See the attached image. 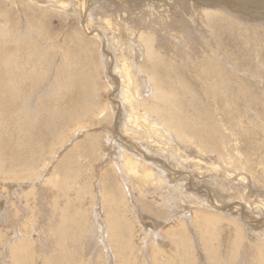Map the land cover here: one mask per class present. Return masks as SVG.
<instances>
[{"label":"bare ground","instance_id":"bare-ground-1","mask_svg":"<svg viewBox=\"0 0 264 264\" xmlns=\"http://www.w3.org/2000/svg\"><path fill=\"white\" fill-rule=\"evenodd\" d=\"M197 1H198L197 4L203 5V6L204 5L207 6V5H210L212 3H216V5H218V6L225 4L226 8L229 9L231 15L233 14L235 17H238V16L241 17L242 16L244 18L250 17L252 15L251 10H250L251 5H258V2L255 0H254V2L251 1V2H247V3L244 2L246 0H239V1L236 0L234 2L233 1L230 2V1H226V0H209V1L208 0H197ZM42 3H48L50 6H52V8L55 9L54 11L57 10L56 13H53V14H54V16H56L59 19H62L64 16L67 19V17H69L68 16L69 14H74L75 16H77L78 18H80L82 20V22L84 24L85 31L89 32V33L92 32V25H94L93 22L95 20H98L99 21L98 23L100 25V29L102 32L96 31V33H98L97 35H103V37L101 36L100 39H98V41L102 44L103 47L105 46V44L106 45L112 44L114 47H117V49H116L117 55H115V60L117 63H115V64L116 65L118 64V66L116 67L117 73L116 72L115 73L120 76V80H119L120 82L116 86L117 91H116L115 98H117L116 103L118 100L119 104L117 105V107H118V109H116L117 111L115 109H112L111 111L113 113L117 112L119 114L117 117V121H116L117 125L119 126L117 130H119V128H120L121 134H122V136H125V138L126 137H127V139H128V137L130 139L132 138V142H133L132 147H134L136 149V153L128 150L127 147L122 146L123 144H119L118 140L113 138V136L115 135V133L117 131L115 129H111L110 127L103 128V132L106 134L98 135L96 138L91 137L94 135H92L89 132L91 134V136H90L91 138L88 139V141H86L84 143L85 146L83 145V148L84 147L86 148V151L84 150V152H86V154L87 153L92 154V157H93V154L95 153V149H97L96 146L98 147V149L96 151L100 155L106 154L107 160H110L112 165L116 166V168L118 169V173H119V176L121 177V179L123 181V187H124V191H125L124 196L121 197V202L116 199L117 197L114 198L113 191H108L106 193L104 191H102L101 192L102 198L106 202L105 211H104L105 215L100 216V215H98L99 213L98 214L96 213L98 211L95 212V210L93 209V218L95 219L96 225L99 226L98 233L100 235L98 237L100 240V256L98 254L99 257H98L96 263L97 264H100V263L101 264H138L139 263L138 261L141 258L139 257V255H138L139 251L137 250L135 243L133 242V237H134L136 229L137 230L140 229V228L136 227V225H135V223H136V224H139L140 227H142L144 229V232L142 233V235L144 234L143 238L146 241L145 242L143 241V242H144V244L145 243L148 244L149 252L153 254L152 255V257H153L152 258L153 259L152 264H160V263L177 264V262H179L180 264H197V260H196L197 259L196 258L197 253L194 254V250H193L196 247L197 243H198L201 251L204 253L203 255H204L206 264L207 263L208 264H264V231L260 230V227L262 225L257 223V221L249 220V217L247 219L246 218L247 216L244 217V216L239 215V214L237 216L235 215V218H228V217H226L227 212L226 213L223 212L225 210H222L221 207L218 206V203H215V202L210 203V204L206 203L205 198L202 195H195V194L191 193V196H190L188 193V195L194 201V202L192 201L193 203H191V202H189V203H191L190 205H192L193 207L196 208V210H197L196 212L192 213L191 211H186L188 209L187 207L189 206V204L187 207L178 206L177 209L173 210V212L170 213V216H171L170 219L171 220L167 219L164 222L156 221L152 218L150 219L146 216H143L139 211H137L135 209V207H133V206L129 207V202L130 203L132 202L131 201L132 196L129 193V183L130 182H132L135 185L139 195L145 194L144 192H146V191L142 192V188H143L144 183L145 184H148V183L152 184L153 183L155 186V190H157L159 192L158 194H155L153 196L155 203L160 205L159 207L157 205L156 209H158L162 206V207H166V210L168 208L167 211H169V208H171V206H172L169 204V200H168V199H170V200L172 199V197L170 196V193L176 192L177 194H180V195L186 194L187 193V191H186L187 182L192 183L193 181H196L200 185L201 184H204V185L208 184L209 185L211 182L218 183V182H222L224 180L225 181L235 180L234 182H236V185H237L236 187L241 188L242 191L245 192V194L242 192V194L240 195V191H239V194L236 196V199L240 203H245L246 206H248L247 208H249L250 211H254V213L255 212H257V213L258 212L259 213L264 212V191L263 190L260 189V191H258L263 197L259 200V202H253L252 203L254 206L253 208L251 207L252 204L248 203V201L250 199L247 201V196L249 194H252V192L256 190V189H254L255 187H253L251 184V183H253L252 180L257 179V176H262L264 179V102H263V99L261 97L262 91H258L257 89H255V87H252L254 85H252V86L244 85L243 86V84H242V86H240L241 88L239 87L238 90H236L234 84H235V80H236L235 78L237 77V75L235 78L228 79L227 76L230 74H225L224 71H222V67L220 66L221 64L219 62V57H220L219 54H221V52L218 53L213 48H209L207 50H203V48H201V49H199V54L196 55L195 57L191 58L190 57V52H191L190 48L186 45V47L184 46L185 47L184 48V56L190 57L191 60H189L188 62L185 63L184 62L185 57L184 58L181 57V59H180L181 63L177 66H179L182 70H184L185 73L187 72L189 74V76L193 78V80L198 81V84L197 85H190L187 88L188 98H186L185 102H180V99H182L183 96H180L177 93H172L173 90L170 92L169 91L166 92L164 89L165 86L163 88H161L160 84L159 83L157 84V81H159L158 79H160V78H157V76L155 77V74L153 75L152 72H148L147 70L143 69V66L141 63H140L141 65H137V62L139 59L137 57V55L142 56V54H143V57L146 58L147 65H151L152 69H153V67L155 68L156 65L158 66L159 62L161 61L160 60L161 55L159 53L160 50L158 52L157 49H155V46H156V45H154V39L155 38L152 39V37L150 36V38L152 39V40H150L147 34L146 35L141 34V32L139 31L140 35H138V36L135 35L136 41H132L131 39H128V40L126 39L129 44H124L125 39L123 38V35L118 34L122 30V28H123L122 26L125 25V23L133 21L132 20L133 19L132 18L133 13L129 12V11L131 8L138 6L139 5L138 2H136L137 4H135L132 7V6L128 5V3H129L128 0H0V29L5 27L7 24H9V27L6 28V30H4L3 33L1 32L3 35H0V129L2 130V128H4V127H2V125L7 126V124H5V122L8 121L9 128L11 126V129H12V127L18 129V131L25 133V137H27V140L30 139L31 147H29L28 149L32 148V150L34 151V149L37 148L35 151L40 153L42 151V149L46 148L45 143L48 141L50 134L54 133L56 136V134L59 132L60 126H61V124L59 122L60 117L69 116L71 114L74 115L77 112L78 113L81 112V109H82L81 107L83 106L82 101L80 102L78 100V97H73V96L70 97V99L67 102L66 107H64L63 109L60 108V105L58 106L57 104H51V103L46 104L43 101L40 102V104L38 105L37 108H32V106L30 107L29 104L32 105L33 103L32 104L29 103L27 105L26 104H20V103L17 104L14 102L12 103L10 101H7V99L4 97V93L7 92V90L5 91L6 88L9 91H13V87H14L13 85L14 84L17 85V87L18 86L22 87L23 84H25V81L29 77H31L32 79L37 77V80H43V78L41 77V76H43L42 71L45 69V66L43 65V60H46L45 51L49 48L47 46L46 42L51 43L50 47H51L52 52H53V55H52L53 61L57 56H59V49L60 48L55 46L56 45L55 41L52 42V40H54V39H51L47 36L45 37L43 35H39V33H38L40 31H42V29H44V27L46 26L44 24L45 22H43V21H45V17H48L47 18L48 20H52V19H49V17L50 18L54 17L53 15L45 16L46 12H44V10H43V9H45V7L42 5ZM13 5L15 7H17V9L21 8L22 11H23V8H25V7H27L29 11L32 10L34 7H39L38 9H39L40 16H41L40 18L39 17L37 18L35 15H31L30 18L26 17L27 19L24 18V19H26V22L28 21L30 23V25L28 24V26L30 27V29L27 30L28 35L27 34L26 35H16L15 34V33L22 34L23 32L25 33L26 30H25V28L23 29V26H21L23 24L21 21L22 18H19L20 22L22 24H20V22H14V21H12L13 19L10 18L11 19L10 20L8 18L9 17L8 12ZM145 6H146L145 15L144 14L143 15L146 18V16L149 17L154 12L155 1L148 0V4H146ZM230 6L235 7V13H234V10L230 9ZM241 7H245V8L248 7V8H246V9L244 8V9H242V11H240ZM34 9H36V8H34ZM24 10H26V9H24ZM58 11L62 12L63 15L57 14ZM252 11H255V10H252ZM218 12L212 11L211 9L209 10L208 8H201L197 13L201 17V19L204 21L206 19L211 20V21L215 20L218 22L220 20L226 21L225 18L223 19L224 16L222 18L220 16H217V15H220V14H218ZM197 13L195 14L196 16H197ZM19 14H21V13L19 12ZM253 14H255V13H253ZM229 20H230V18H229ZM78 21H80V20H78ZM207 23H208V21L205 24H207ZM33 24L34 25H40V31H38L39 27H36ZM219 24H220V22H219ZM19 27H21V28L19 29ZM137 28H138V26H137ZM211 28H212V26H211ZM26 29H27V27H26ZM208 30H210V29H208ZM123 31L125 32V28L123 29ZM146 32H149V31H146ZM108 33L110 35H108ZM210 34H211V32H210ZM257 34H259V33H257ZM261 35H263V34H261ZM261 35H252V38H247L244 40L243 45L246 46L247 44H250L252 46L251 50L255 53V51H256V50H254L255 48L264 47V36L260 37ZM81 36L83 37V35H81ZM174 36L175 35H173V37ZM209 36H211V35H209ZM173 37H171V38H173ZM77 39H79V38H77ZM176 39H178V38H176ZM70 41H72V40H70ZM159 41H161V40L158 39V42ZM210 41H211V39H210ZM75 42H78V41H75ZM214 42H218V41H214ZM140 43L144 47L142 49L143 53H141V50L139 49ZM202 44L200 46H202ZM165 45H167V43ZM108 48H109V46H108ZM165 48H168V46ZM81 50H83V52L85 53V55L87 57L89 56L88 48L85 49V47H84V49L82 48ZM90 50H93V49H90ZM103 50H105V49L103 48ZM253 52H251V54ZM163 53H164V51H163ZM224 58H226V57H224ZM237 58H238V56H237ZM220 59H222V58H220ZM228 60L231 62H234L235 61V54L230 53ZM260 60H262V59H260ZM178 62L179 61H177L176 64H178ZM223 62H226V61L224 60ZM231 62H229V64H231ZM92 63H93V60H92ZM99 63H98V65H99ZM225 65H227V63ZM34 68H36V70H33ZM161 68H163V65L161 66ZM234 68H235V66H234ZM65 69H67V68H65ZM98 69H99V67H98ZM155 69H157V68H155ZM164 69L165 68H163V70ZM69 70H71V69L69 68ZM227 70H228V68H227ZM97 71H99V70H97ZM142 71L147 72L145 77L142 75V73H141ZM158 71H159V68H158ZM33 72H34V74H33ZM176 72H177V70H176ZM177 74H175V75H177ZM46 76H47V72H46ZM169 76H171V75H169ZM168 78H170V77H167V79ZM178 78H179V76H178ZM55 79H54L55 80L54 85L57 87L58 90H60L58 86L60 85L62 79L59 77H56ZM173 80H174V78H173ZM225 80H227V82H224ZM32 82H33V80H32ZM44 82L43 81L39 82V85H40V83L42 84ZM174 83H176V82L174 81ZM174 83H172V84L174 85ZM191 84H192V82H191ZM194 84H195V82H194ZM68 85H70V84H68ZM73 85H74V83H73ZM25 86H27V88H28V89H26L27 91L28 90H30V92L32 91L31 85L27 84ZM93 86H94V84H93ZM77 87H79V86L77 85ZM80 87H82V86L80 85ZM113 87L115 88V85H113ZM40 89H41V87H40ZM49 89L52 91L51 93H54L53 92V89H54L53 86H50ZM14 90H16V88ZM22 92H20V93H22ZM239 92H240V94H239ZM256 92H258V93L260 92V93L257 94ZM14 93L15 92H13V94ZM25 93L23 92V94H25ZM31 93L28 95L29 98L31 97ZM113 93H114V91H113ZM54 94H53V96H54ZM82 95H84V94H82ZM96 95H97V93H96ZM36 96H38V95H36ZM53 96H51V97H53ZM176 96H178V97L176 98ZM202 96H203V98H202ZM262 96H264V94ZM19 97H21V96H19ZM98 97H100V96L98 95ZM191 98H197L198 102L199 103L201 102L204 105L203 106L201 104V106L203 108L201 106L197 107V105H199V103L197 101L195 102L194 99H191ZM51 101L52 100H50V102ZM63 101H64V99H63ZM163 104H166L165 106L167 107L166 110L168 112H164V110L162 112H160L161 110L157 109V108H159L158 105L162 106ZM113 106H114V104H113ZM33 107H34V105H33ZM93 108H94V106H93ZM164 109H165V107H164ZM24 110H27L28 117L31 119L34 118L35 115H39L40 112L44 113L45 116H41L39 118V120H37L34 123H27V124L17 123V121L15 120V117L18 116V114L20 112H22V111L24 112ZM250 111L254 112L253 113V115L255 114L253 116L254 118L252 117V115L251 116L249 115ZM95 113H96V111H95ZM117 113H116V115H117ZM172 113H173V115H172ZM188 113H190L191 116L187 115ZM181 114H184L183 116H185V117H182ZM75 116H76V114H75ZM110 117H111V115H110ZM19 118L21 119V117H19ZM89 118H90V116H89ZM62 120L64 121V118ZM80 122H81V119H80ZM82 124H83V122H82ZM111 124H112V122H111ZM62 128H63V126H62ZM6 130H8V128ZM6 130H5V134H6ZM9 131H11V130H8V132ZM120 131H119V133H120ZM67 132H65V133H67ZM65 133H64V135H65ZM132 133H133V135H132ZM13 134H14V131H13L12 135ZM69 134H72V133H69ZM86 134L81 135V136H85L84 138H82V140L86 138ZM6 136H4V138ZM15 136H16V134H15ZM116 136H118V135H116ZM69 137L70 136L68 135V138ZM14 140H15V138H14ZM148 140H150V141H148ZM4 141L6 142V140H4ZM5 142L2 141V143L0 145V151L5 149L4 148L5 147L4 145L6 144ZM9 142L10 141H7V143H9ZM54 142H56V141H54ZM128 142H129V140H128ZM59 143H60V141H59ZM10 144H12V143L10 142ZM61 144L63 145L64 143L62 142ZM76 145H77V143H76ZM7 146H9V145H7ZM146 146H148L149 148L155 149L158 152V154L164 153V154H167L171 158L168 170L167 169L165 170L163 168H161V169L158 168L156 162H154L153 159L151 160V158H149L147 156V154H148L147 152L149 149H147ZM190 147H192L193 150H196V154H197L196 157L191 156L190 153L193 151L190 149ZM14 148H16V147H14ZM74 148L76 149L77 147L75 146ZM55 149H57V147H55ZM58 149H60V148L58 147ZM68 150H69V148L66 150L67 153H69ZM16 151L14 152V150H10L7 153V158H5V161L7 163L11 162L14 164V162H18L20 157H19L18 153H16ZM33 151L31 152L32 155H33ZM48 151H49V149H48ZM73 152L76 153L77 151L76 152L73 151ZM74 153H73V156H74V159H76L75 158L76 156L74 155ZM98 153H96L95 155H98ZM82 154H84V153H82ZM64 156H67V155L64 154ZM0 158H1V156H0ZM100 158H102V156H100ZM70 160H72V159H70ZM97 160H98V158H97ZM76 161L78 162L79 160H76ZM1 163H3V162H1ZM42 163L43 164H41V166H38L36 168H29L28 167L29 169L24 170L25 174L27 176H29L31 179L32 178L37 179L39 177H46V174L44 176V173L47 170V166L49 165V158L45 157L42 160ZM64 164H67V163L65 162ZM85 164H86V162H85ZM105 164H107V163H105ZM56 165H57V163H56ZM82 165H81V167H82ZM92 165H91V167H92ZM164 165H163V167H164ZM10 166H12V165H10ZM10 166H8V167H10ZM104 166H106V165H104ZM102 168H104V167H102ZM108 168H106V169H108ZM56 169H53V170H56ZM100 170H101V168H100ZM15 172L17 173L16 170H15ZM54 172H56V171H54ZM99 172H101V171H99ZM4 174H6V173H4ZM25 174L23 176L20 175V177L22 176L21 178L18 176V178L19 179H22V178L26 179V177H24V176H26ZM4 176H6V175H4ZM115 176L113 175V177H115ZM94 177H96V176L94 175ZM100 177H102L101 174H100ZM62 178H63V176H62ZM102 178H104V177H102ZM12 180H13V178H12ZM257 180H259V179H257ZM21 181H23V179ZM42 181H43L45 188H47L51 194L50 195L51 207H54V209H58L61 206H63V208H65V209L67 207H69V204L72 203V200H74V198H70V196H68V198H67V194H66L67 193L66 189L68 188L67 187L68 184L66 182L67 180H63L62 184H61V182L59 180V176L57 175V173H53L48 178H46V179L44 178ZM84 181H85V179H84ZM100 181H103V180L101 179ZM90 182L91 181H89V183ZM17 183H20V182H17ZM85 183H87V182H85ZM1 184H3V182ZM13 184L15 185L14 182H13ZM259 184H260V187L263 186V188H264V180H263V182H260ZM8 185H10V184H8ZM87 185H88V183H87ZM87 185L85 184V186H87ZM79 186L81 187L82 185H79ZM218 186H220V185H218ZM257 186H259V185H257ZM38 187H39V185H38ZM101 187H102V183H101ZM215 187H216V185H215ZM28 188H30V187H28ZM34 188L35 187H33V189ZM84 188L86 189V187H84ZM113 188H115V186H113ZM116 188H117V185H116ZM131 188L132 187H130V189ZM9 189H11V188H9ZM88 189H90V188H88ZM133 189L134 188H132V191L134 192ZM204 189H206V188H204ZM206 190H207L206 192L208 193L209 190L208 189H206ZM36 191H38V190H36ZM199 191H201V190H199ZM215 191L217 193V190H215ZM230 192H231V190H230ZM115 193H116L115 196H117L118 191H116ZM220 193L221 192H219V195H220ZM47 194H45V195H47ZM89 194H91V193H89ZM126 194H129L128 198H126ZM151 194H153V193H151ZM151 194H149V195H151ZM42 195H41V197H42ZM98 195L100 196V192H98ZM120 195L122 196V194H120ZM139 195L137 196V198L139 197ZM79 196H81V194ZM146 196H148V194ZM146 196H144V197H146ZM216 196H218V195H216ZM60 197H63L65 202L61 203ZM186 198H187V196H186ZM78 199H81V197ZM134 199H136V197ZM18 200H20V199H18ZM64 200H62V201H64ZM224 200H225V198H224ZM141 201H142V199H141ZM146 202L148 204L147 200H146ZM142 205H143V203H142ZM118 206L122 210L121 212H119V214L115 213V210ZM242 206L243 205L239 204V208H242ZM172 207H175V206H172ZM26 208H24V209L26 210ZM34 209H36V208H34ZM10 210H14V209H10ZM33 210L30 209V213H29L28 217L23 218V221H21L19 219V216H18V220H16L17 222H19L17 224H20V226H21V227L19 226L21 228V233H19V236L18 235H16L17 237L15 236L16 237L15 239L19 240V241H16L14 238L11 241V235L10 234L5 235V238L1 236L2 238L0 239V264L2 262H5L4 264H34L36 262V259H39L42 264H88L91 261L90 257H89V259H86L85 257L79 258V259L76 258V256H79V255H80L79 257H82V254H81L82 251L79 249L80 246L78 244L79 243L78 239L73 236L74 235L73 230H70V232H69L68 229H66V228L63 229V231H62V229L58 230L56 227H54V229L51 228L52 226H55V224H53L51 221L52 214L50 215V217L48 219L49 220V223L47 224L48 228H46L42 231H44L45 235L49 238L51 244L52 243L54 244L52 249H54L53 251H57L58 254L57 255L55 254L56 256H53L51 258L46 259L45 258L46 257L45 256L46 255V252H45L46 249L44 247H41V249H39L37 251V247L32 242L33 237H31V233H33V231H31V230H33L32 223H33V220L35 219V218H33V217H35L34 216L35 213ZM153 210L155 213V209H153ZM158 210L160 211V209H158ZM159 211H158V215H160L159 213L161 212V211L160 212ZM18 212L19 211L16 210L13 213L15 215V213H18ZM51 212L53 213V215L55 214L53 209ZM129 213H131L132 215L130 216ZM259 213H258V216L260 215ZM256 214H254V215L256 216ZM77 215H79L78 212H77ZM231 215H234V214H231ZM163 216H162V218H164ZM160 217H161V215H160ZM53 218L56 219L55 217H53ZM158 219H160V218H158ZM73 220H74V218H73ZM189 221L192 222L194 230L192 229L193 227H191V225L189 224ZM62 222L63 223L67 222V219L65 218V216H64V220L62 219ZM81 222H79V223H81ZM57 223H59V221ZM39 224H40V221H39ZM41 224H44V223H41ZM61 225L63 226V224H61ZM19 227H17V228H19ZM38 228H39V226H38ZM3 229H5V228H3ZM36 229H37V227H36ZM13 230H15V229H13ZM123 230H127V232L125 233V234H127V236H125ZM223 233L226 234L225 241H223L221 239ZM12 235H13V233H12ZM44 237L41 236L38 240L43 241ZM42 238H43V240H42ZM8 240H9V244H8L9 247L5 244ZM38 240H36V241H38ZM34 243H36V242H34ZM145 246L146 245H144V247ZM3 247L4 248L8 247V249L5 250V249H3ZM2 250H4V253H7V254H4L3 257L1 255ZM69 257L74 258V260H68ZM144 257H143V259H144ZM6 258H8L9 262L6 261ZM101 258H103V259H101Z\"/></svg>","mask_w":264,"mask_h":264},{"label":"rangeland","instance_id":"rangeland-1","mask_svg":"<svg viewBox=\"0 0 264 264\" xmlns=\"http://www.w3.org/2000/svg\"><path fill=\"white\" fill-rule=\"evenodd\" d=\"M153 1H155V10L153 12L154 14L152 13V15L149 16L150 18L148 16H146V18H145V16H144L145 15V10H146L145 9L146 8L145 5L148 4V0H128V2H129L128 5L129 6L133 7L135 4H137L136 2H138L139 5L130 9L129 12L133 13L132 14L133 15L132 16V18H133L132 20L133 21L125 23L126 26L123 25L122 26L123 27L122 30L118 34L119 35H123V38L125 39V43L124 44H129L128 41H127L128 39H131L132 41H136L135 35H137V36L140 35L139 34L140 32H141V34H145V35L147 34L150 40L155 38L154 39V45H156L155 49H157L158 52L160 50L159 53L161 55V57H160L161 61L159 62L158 66L156 65L157 67L155 66V68H157V69H155L154 67L152 69L151 65H147L146 58L143 57V54H142V56L141 55H137V57L139 58L138 62H137V65H141L142 64L143 69L147 70L148 72H152L153 75L155 74V77L157 76V78H160L161 80L158 79L159 81H157V84L159 83L161 88H163L165 86L164 89H165L166 92H168V91L170 92V91L173 90L172 93H177L180 96H183V98L180 99V102H185L186 98H188L187 88L190 85H197L198 81L193 80V78L190 77L187 72L185 73L184 70H182L179 66H177V65H179L181 63V61H180L181 57H183V58L185 57L184 56V48L186 47V45L190 48V51H191L190 52V57L191 58H193L196 55H198L199 54V49H201V48H203V50H207L209 48H213L218 53L221 52V54H219V56H220L219 57V62L221 64L220 66L222 67V71H224L225 74H230V75L227 76V78L228 79L235 78L236 75H237V77L235 78L236 80H235V84H234L235 85V89L238 90V88L240 86H242V84H243V86L244 85H247V86L254 85L252 87H255V89H257L258 91H262L261 92V97H262L263 102H264V96H262L264 94V92H263L264 91V47L255 48L254 50H256V51L254 53L251 50L252 46L250 44H247L246 46L243 45L244 40L247 39V38H252V35H261V34H263L260 37L264 36V15H263L264 14V0H255V1L258 2V5H251L250 10H251V14H252L251 16L252 17L250 16V17H245V18L242 17V16L241 17L240 16L235 17L233 14L231 15L229 9L226 8L225 4L218 6V5H216V3H212L210 5H207V6L204 5L203 6V5L197 4V2H198L197 0H153ZM226 1H230V2L233 1L234 2L236 0H226ZM237 1H239V0H237ZM251 1L254 2V0H246L244 2L247 3V2H251ZM42 5L45 7V9H43L44 12H46L45 16H47V15H49V16L53 15L54 16L53 13H56L57 10L54 11L55 9L52 8V6H50L48 3H42ZM34 8H36V9H34ZM34 8L29 11L28 8L25 7V8H23V11H22L21 8L17 9V7H15L13 5L11 7V9L9 10V12H8V16L9 17L8 18L9 19L10 18L13 19L12 21H14V22H20L19 18H22L21 21H22L23 24L21 22H20V24H22L21 26H23V29L25 28V30H26L25 33L24 32L22 34L15 33L16 35H26V34L28 35L27 30L30 29V27L28 26V24L30 25V23L28 21H27L28 23L26 22V19H27L26 17L30 18L31 15H35L37 18L41 17L39 9H38L39 7H34ZM201 8H208L209 10L211 9L212 11H216V12L219 11L218 14H220V15H217V16H220L221 18L224 16L223 19L225 18L226 21L220 20L219 21L220 24H219V22L215 21V20L214 21L207 20V19L205 21L202 20L201 17L197 13ZM244 8L245 7H241L240 11H242V9H244ZM246 8H248V7H246ZM24 9H26V10H24ZM230 9L234 10V13H235V7L230 6ZM252 10H255V11H252ZM19 12L22 15L19 14ZM196 13H197V16L195 15ZM253 13H255V14H253ZM57 14L63 15V13L60 12V11H58ZM68 16L69 17H67V19L65 18V16L62 19H59L56 16H54L52 18L49 17V19H52V20H48L47 19L48 17H45V21H43V22H45L44 24L46 26L44 27V29H42V31H40V25H34L33 24L34 26L39 27V29H38V31H40V32H38L39 35H43L45 37L47 36V37H49L51 39H54V40H52V42L55 41L56 42L55 46L60 48L59 49V56H57L54 59V61H53V59H52L53 52H52V49L50 47L51 43L50 42H46L47 46L49 48L45 51L46 60H43V65L45 66V69L42 71L43 72V74H42L43 76H41L43 78V80H37V77H35V76H34L35 78L33 77L34 79L29 77L25 81V84H23L22 87L21 86L17 87V85L14 84L13 85L14 86L13 87V91H9L6 88L5 91L7 90V92L4 91L5 92L4 93V97L7 99V101H10L12 103L14 102V103H17V104L20 103V104H26V105L29 104V103H31V104L33 103L32 105L29 104V106L30 107L32 106V108H37L38 105L40 104V102L43 101L46 104H50L51 103V104H57L58 106L60 105V108L63 109L64 107H66L67 102L70 99V97L73 96V97H78V100L80 102L82 101L83 106L81 107L82 108L81 112L75 113L76 116H75V114L74 115L71 114L69 116L60 117L59 122H60L61 126H60L59 132L56 134V136H55L54 133L50 134V136L48 138V141L45 143V147H46L45 149L47 151L45 149H42V151L40 153L35 151L37 148L34 149V151L32 150V148L28 149L29 147H31V141H30V139L27 140V137H25V133L20 132V131H18V129L13 128V127L11 129V126L9 128L8 121L5 122V124H7L8 127L6 125H2V127H4V128H2V130L0 129V134H1L0 135V145H1L2 141L5 142L4 140H6V142H5L6 144L4 145L5 149L0 151V156H1V158H0V166H1L0 167V199H1L0 200V216H1L0 217V230H1L0 231V239L2 237L5 238V235H7V234L11 235V241H12L13 238L15 239L17 237L16 235L19 236V233H21V228H20L21 226H20V224H17L19 222L16 221V220H18V216H19V219L21 221H23V218L28 217V215L30 213V209L33 210L34 208H36V209L33 210L36 215L34 214L35 217H33L35 219L33 220V223H32L33 230H31V231H33V233H31V237H33L32 238L33 239L32 242L37 247V251L39 249H41V247H44L46 249V251H45L46 252V255H45L46 257L45 258L46 259L47 258H51L53 256H56L58 254L57 251H53L54 249H52L54 244L53 243L51 244L49 238L45 235L44 231H42V230L48 228V225H47L49 223L48 219H49L50 215L52 214L51 221H52L53 224H55V226H52L51 228L54 229V227H56L58 230L62 229V231H63V229L66 228V229H68L69 232H70V230L74 231L73 232V234H74L73 236L78 239V242H79L78 244L80 246L79 249L82 251L81 252L82 257H79L80 256L79 255V256H76V258L79 259V258L85 257L86 259H89V257H90L91 261L88 264H97L96 263L97 259L100 256V240L98 238L100 235L98 233L99 226L96 225L95 219L93 218V209L95 210V212L98 211V212H96L97 214L99 213L98 215H100V216L105 215L104 211H105L106 202L102 198V195H101L102 191H104L105 193L108 192V191H113L114 198L117 197L116 199L118 201H120V202H121V197L124 196V192L125 191H124V187H123V181H122V179H121V177L119 176V173H118V169L116 168V166L112 165L110 160H107L106 154H104L105 156L102 155V154L100 155L96 151L98 149V147L96 146L97 149H95V153L93 154V157H92V154H90V153L86 154V152H84V150L86 151V148L85 147L83 148V145L91 137L96 138L98 135L106 134V133L103 132V128L110 127L111 129H115L118 132L117 133L114 130L116 133L113 136V138L117 139L119 144H123L122 146L127 147L128 150H130L132 152H135V153H136V149L134 147H132L133 146L132 138L131 139L129 137H128V139H127V137L125 138V136H122L120 128H119V130H117L119 126L117 125L116 121H117V117H118L119 114L117 112L113 113L111 111L112 109H115V110L118 109L117 105L119 104L118 100H117V103H116V99L117 98H115L116 91H117L116 86L120 82L119 81L120 80V76L118 74H116L117 73L116 67L118 66V64L117 65L115 64V63H117L116 60H115V55H117V50H116L117 47H114L112 44H108V45L105 44V46L103 47L102 44L98 41V39H100L101 36L103 37V35H97L98 33H96V31H98V32L101 31L100 25L98 23L99 22L98 20H95L93 22L94 25H92V32L89 33V32L85 31L84 24H83V22H82V20L80 18H78L74 14H69ZM227 16L230 18V20H229V18ZM24 18H26V19H24ZM78 20H80V21H78ZM207 21H208V23L205 24ZM6 26L0 29V35H3L2 34L3 31L6 30V28L9 27V24H7ZM137 26H138V28H137ZM211 26H212V28H211ZM26 27H27V29H26ZM20 28L21 27H19V29ZM124 28H125V32L123 31ZM208 29H210V30H208ZM146 31H149L150 33L146 32ZM209 31L211 32V34H210ZM257 33H259V34H257ZM81 35H83V37ZM108 35H110V34L108 33ZM173 35H175V36L173 37ZM209 35H211L212 37L209 36ZM150 36L152 37V39L150 38ZM76 37L79 38L80 40L77 39ZM171 37H173V38H171ZM68 38L70 40H72V41H70ZM176 38H178V39H176ZM158 39L161 40V41L158 42ZM210 39H211V41H210ZM75 41H78V42H75ZM214 41H218V42H214ZM166 43H167V45H165ZM201 44H202L203 47L200 46ZM83 46L85 47V49L88 48V53H89L88 57L85 55L83 50H81L82 48L84 49ZM108 46H109V48H108ZM167 46H168L169 49L165 48ZM103 48L105 50H103ZM143 48L144 47L140 43L139 49L141 50V53H143V51H142ZM90 49H93V50H90ZM163 51H164V53H163ZM250 51L253 52V53L251 54ZM230 53H234L235 54V61L234 62H231V61L228 60ZM222 55L224 57H226V58H224ZM237 56H238V58H237ZM190 57H188V56L185 57L184 62L186 63L189 60H191ZM220 58H222V59H220ZM260 59H262V60H260ZM92 60H93V63H92ZM224 60L226 62H223ZM177 61H179L178 64H176ZM229 62H231V64H229ZM98 63H99V65H98ZM226 63H227V65H225ZM162 65H163V68H165L166 70L165 69L163 70V68H161ZM230 65L233 68L235 66V68L233 69ZM98 67H99V69H98ZM65 68H67V69H65ZM69 68L71 70H69ZM158 68H159V71H158ZM227 68H228V70H227ZM33 70H36V68H34ZM97 70H99V71H97ZM176 70H177V72H176ZM46 72H47V76H46ZM141 73L145 77L147 72L142 71ZM33 74H34V72H33ZM175 74H177V75H175ZM169 75H171V76H169ZM178 76H179V78H178ZM56 77H59V78L62 79L60 85L58 86L60 90H58L57 87L54 85ZM167 77H170L171 79L170 78L167 79ZM173 78H174V80H173ZM32 80H33V82H32ZM41 81H43V82L45 81V82L42 83V84L40 83V85H39V82H41ZM174 81L176 83H174ZM191 82H192V84H191ZM194 82H195V84H194ZM224 82H227V80H225ZM73 83H74V85H73ZM172 83H174V85ZM27 84L31 85V90H32L31 92L32 93L30 92V90H28V91L26 90V89H28L27 86H25ZM68 84H70V85H68ZM93 84H94L95 87L93 86ZM77 85L79 87H77ZM80 85L82 87H80ZM113 85H115V88L113 87ZM50 86H53V88L55 89V90L53 89V92L55 94L51 93L52 91L49 89ZM40 87H41V89H40ZM15 88H16V90H14ZM22 91L24 93L25 92L26 93L23 94ZM113 91H114V93H113ZM13 92H15V93L13 94ZM20 92H22V93H20ZM29 92L31 93V97L30 98L28 97V95L30 94ZM96 93H97V95H96ZM256 93L259 94L260 92L259 93L256 92ZM53 94H54V96H53ZM82 94H84V95H82ZM239 94H240V92H239ZM36 95H38V96H36ZM98 95L100 97H98ZM19 96H21V97H19ZM51 96H53V97H51ZM177 97L178 96H176V98ZM202 98H203V96H202ZM63 99H64V101H63ZM191 99H194L195 102L196 101L198 102L197 98H191ZM45 100L46 101L48 100V101L46 102ZM50 100H52V101L50 102ZM111 102L114 104V106H113V104ZM201 104L202 103L200 102L199 105H197V107H200ZM33 105H34V107H33ZM165 105L166 104H163L162 106L158 105L159 108H157V109L161 110L160 112H162L163 110H164V112H168L166 110L167 107ZM93 106H94V108H93ZM164 107H165V109H164ZM95 111H96V113H95ZM116 113H117V115H116ZM173 113H172V115H173ZM253 113L254 112L250 111L249 115L250 116L252 115V117H253L255 115V114L253 115ZM110 115H111V117H110ZM181 115H182V117H185V116H183L184 114H181ZM187 115L191 116L190 113H188ZM18 116L21 117V119ZM18 116L15 117V120L17 121V123L27 124V123H34L37 120H39V118L41 116H45V115H44V113L40 112L39 115H35L34 118L31 119V118L28 117L27 110H24V112L23 111L20 112L18 114ZM89 116H90V118H89ZM63 118H64V121L62 120ZM80 119H81V122H80ZM82 122H83V124H82ZM111 122H112V124H111ZM62 126H63V128H62ZM7 128H8V130H11V131L8 132V130H6ZM5 130H6V134H5ZM13 131H14L13 135L15 136V134H16L15 137L12 135ZM119 131H120V133H119ZM65 132H67V133H65ZM89 132L92 135H94V136H91V134ZM64 133H65V135H64ZM69 133H72V134H69ZM83 134L84 135L86 134V138L82 140V138L85 137V136H81ZM68 135L70 136L69 138H68ZM116 135H118V136H116ZM132 135H133V133H132ZM4 136H6V137L4 138ZM10 138L11 139L13 138V139L11 140ZM14 138H15V140H14ZM58 140L60 141V143H59ZM128 140H129L130 143L128 142ZM7 141H10L12 144L14 142L15 143L12 145V144H10V142L7 143ZM54 141H56V142H54ZM148 141H150V140H148ZM62 142L64 143L63 145L61 144ZM76 143H77V145H76ZM7 145H9V146H7ZM75 146L77 147L76 148L77 150L74 148ZM14 147H16V148H14ZM55 147H57V149H55ZM58 147L60 149H58ZM146 147H147V149H149L148 152H147L148 153L147 156L149 158H151V160L153 159V161L156 162L158 168H160V169L163 168L165 170L166 169L168 170L171 158L167 154H164V153L158 154V152L155 149L149 148L148 146H146ZM66 148L67 149L69 148V150H68L69 153H67V151H66L67 149ZM48 149H49V151H48ZM190 149L193 151V152L190 153L191 156L192 157H196L197 156L196 150H193L192 147H190ZM10 150H14V152L17 150L18 152L16 151V153H18L20 159L21 158L22 159L21 160L19 159L18 162H14V164L11 163V162L7 163L5 161V158H7V153ZM32 151H33V155L31 154ZM73 151H75V152L77 151V152L74 153ZM73 153L76 156L75 157L76 159H74ZM82 153H84V154H82ZM96 153H98V155H95ZM64 154L67 155V156H64ZM99 155L102 156V158H100ZM45 157L49 158V165H48L49 167L47 166V170L44 173V176L46 174V177H39L40 179L37 178L38 179L37 180V179H34V178L31 179L29 176H27L25 174L24 170H27L29 168H36L38 166H41V164H43L42 160ZM69 158L72 159V160H70ZM97 158H98L99 161L97 160ZM76 160H79V161L77 162ZM64 161L67 164H64L65 163ZM1 162H3V163H1ZM85 162H86V164H85ZM56 163H57V165H56ZM105 163H107V164H105ZM10 165H12V166H10ZM81 165H82V167H81ZM91 165H92V167H91ZM104 165H106V166H104ZM163 165H164V167H163ZM8 166H10V167H8ZM102 167H104V168H102ZM100 168H101V170H100ZM106 168H108V169H106ZM53 169H56V170H53ZM15 170L17 171V173L15 172ZM54 171H56V172H54ZM99 171H101V172H99ZM4 173H6V174H4ZM23 173L26 175L24 177H26V179H27L26 180L25 178H22L24 182L21 181L22 179L18 178V176L20 177V175L23 176L24 175ZM53 173H57V175L59 176V180H60L61 184H62L63 180H67L66 181L67 184H68V186H67L68 190L66 189L67 198H68V196H70V198H74V200H72V203H70L69 207H67L66 209L63 208V206H61L62 208L60 207L58 209H54V207H51V204H50L51 203V199H50V195L51 194L48 191V189L45 188L42 180L44 178L45 179L48 178ZM100 174L104 178L100 177ZM4 175H6V176H4ZM94 175L96 177H94ZM113 175L114 176L116 175V176L113 177ZM62 176H63V178H62ZM12 178H13V180H12ZM100 178L103 181H100L101 180ZM84 179H85V181H84ZM257 179H259V180H257ZM257 179L252 180L253 183H251L252 186L255 187L254 189H256V190L253 191L252 194H249L247 196V201L250 199L249 200L250 202L248 201V203H250V204H252L253 202H259V200L263 197L258 191H260V189L264 191L263 186H261L262 187L261 188L260 184H259L260 182H263L264 179H263L262 176H257ZM89 181H91L92 183L91 182L89 183ZM234 181L235 180H232V181H225L224 180V181L218 182V183L211 182L209 185L208 184L207 185H204V184L200 185L196 181H193L192 183L191 182H187V189H186L187 193L186 194L180 195V194H177L176 192H171L172 194L170 193V196L172 197V199L171 200L168 199L169 200V204L172 205V206H175V207L171 206V208H169V211H167L168 208L166 210V207H162L161 206L160 208H158V209H160L161 212L158 209H156L157 205H158V207L160 205L156 204L154 199H153V196L155 194L159 193L157 190H155V186H154L153 183L152 184L148 183L149 185L144 183L143 188H142V192L143 191H146V192H144L145 194L139 195L135 185L132 182H130L129 183V193L132 196V200H131L132 202L131 203L129 202V207L130 206L135 207V209L137 211H139L143 216H146V217H148L150 219L152 218V219H154L156 221L164 222L167 219L171 220L170 219V217H171L170 213H172L173 210L177 209L178 206L187 207L188 204H189V206L187 207L188 209L186 211H191L192 213L197 211L195 207L190 205L191 203L194 202L191 199V197H190L191 193H192V194H195V195L204 196L206 203H209V204L213 203V202L218 203V206L221 207L222 210H225L223 212H225V213L227 212L226 213V217H228V218H235V215L237 216L239 214V215H242L244 217L247 216L246 217L247 219L249 217V220H251V221L252 220L257 221V223L262 225L260 227V230L264 231V212L263 213H259L258 212L260 214L258 216L257 212L254 213V211H250L249 208H247L248 206H246L245 203H240L236 199V196L239 194V191H240V195L242 194L243 191H242L241 188H237L236 187L237 185H236V182H234ZM2 182H3V184H1ZM13 182L15 183V185L13 184ZM17 182H20V183H17ZM85 182H87L88 185ZM100 182L102 183V187H101V183ZM7 183L10 184V185H8ZM85 184L88 187L85 186ZM38 185H39V187H38ZM79 185H82V186L80 187ZM116 185H117V188H116ZM215 185H216V187H215ZM218 185H220V186H218ZM257 185H259V186H257ZM113 186H115V188H113ZM28 187H30V188H28ZM33 187H35V188L33 189ZM84 187H86V189ZM130 187L134 188L133 189L134 192L132 191V188L130 189ZM9 188H11V189H9ZM88 188H90V189H88ZM204 188L209 190L208 191L209 194L206 192L207 190L204 189ZM35 189L38 190V191H36ZM198 189L201 190V191H199ZM215 190H217V193H216ZM230 190H231V192H230ZM116 191H118L117 196H115V194H116L115 192ZM88 192L91 193V194H89ZM98 192H100V196L101 197L98 195ZM150 192L153 193V194H151ZM219 192H221L220 195H219ZM119 193L122 194V196ZM188 193H189L190 196L188 195ZM243 193L245 194V192H243ZM45 194H47V195H45ZM80 194H81V196H79ZM137 194L139 195L138 198H137V196H138ZM147 194H148V196H146ZM149 194H151L152 196L149 195ZM41 195H42V197H41ZM216 195H218V196H216ZM144 196H146V197H144ZM186 196H187V198H186ZM80 197H81V199H78ZM128 197H129V194H126V198H128ZM135 197H136V199H134ZM224 198H225V200H224ZM18 199H20V200H18ZM60 199H61L60 200L61 203L65 202L63 197H60ZM141 199H142V201H141ZM9 200L10 201L12 200V201L10 202ZM62 200H64V201H62ZM146 200L148 201V204H147ZM189 202H191V203H189ZM142 203H143V205H142ZM239 204L243 205L242 208H239ZM251 207L252 208L254 207L253 204L251 205ZM24 208H26V210ZM10 209H14V210H10ZM52 209L54 210V213H55L54 215L51 212ZM119 209H120V207L118 206L116 208V210H115V213L119 214V212L122 211L121 209L120 210ZM153 209H155V213H154ZM16 210H18L19 212L15 213V215H14L13 212L16 211ZM157 210L160 212L159 214L161 215V217H160V215H158V211ZM77 212H78L79 215H77ZM230 213L234 214V215H231ZM253 213L254 214L257 213L256 214L257 217ZM63 215L67 219L66 223L62 222V219L64 220V216ZM129 215L131 216L132 214L129 213ZM162 216L164 218H162ZM53 217H55L56 219H54ZM73 218H74V220H73ZM158 218H160V219H158ZM39 221H40V224H39ZM58 221H59V223H57ZM78 221L81 222V223H79ZM41 223H44V224H41ZM61 224H63V226ZM189 224L191 225V227H193L191 221H189ZM135 225H136L137 228H140L139 230L136 229L134 237H133V242L135 243V246H136L137 250L139 251V254H138L139 257L141 258L138 261L139 262L138 264H152L153 263L152 255L153 254L149 252L148 244H146V243L144 244V242L146 241L143 238L144 234L142 235V233L144 232V229L142 227H140L139 224L135 223ZM38 226H39V228H38ZM17 227H19V228H17ZM36 227H37V229H36ZM3 228H5V229H3ZM13 229H15V230H13ZM192 229L194 230V227ZM123 232L125 234L127 232V230H123ZM12 233H13V235H12ZM41 236H43V237L45 236L44 240L42 238L43 241H39L38 240ZM125 236H127V234H125ZM221 239L223 241H225V239H226V234L225 233L222 234ZM36 240H38V241H36ZM16 241H19V240H16ZM34 242H36V243H34ZM5 244L9 247V245H8L9 244V240ZM143 244L146 245V246L144 247ZM8 247L7 248L3 247V249L7 250ZM193 250H194V254L197 253L196 254L197 255L196 256L197 264H206V261H205L204 255H203L204 253L201 251L198 243H197L196 247ZM4 254H7V253H4V250H2L1 251L2 257H3ZM98 254H99V256H98ZM143 257H144V259H143ZM101 259H103V258H101ZM68 260H74V258L69 257ZM6 261L9 262L8 258H6ZM4 263L5 262H2L1 264H4ZM34 264H42V263L40 262L39 259H36V262ZM160 264H163V263H160ZM177 264H180V263L177 262Z\"/></svg>","mask_w":264,"mask_h":264}]
</instances>
